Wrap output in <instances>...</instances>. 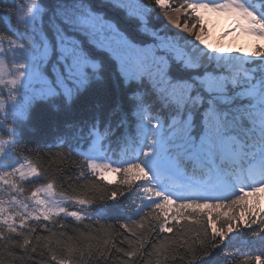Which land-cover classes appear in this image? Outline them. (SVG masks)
<instances>
[{"label":"snow or ice","instance_id":"obj_1","mask_svg":"<svg viewBox=\"0 0 264 264\" xmlns=\"http://www.w3.org/2000/svg\"><path fill=\"white\" fill-rule=\"evenodd\" d=\"M5 8L0 181L15 188L8 178L17 173L40 178L17 151L23 144L28 155L60 161L43 178L72 192L37 199L36 213L15 195L12 211L0 199V264H44L38 248L56 237V223L41 225L51 233L44 236L28 221L59 213L77 221L83 213L95 236L76 238L95 243L69 244L66 257L45 244L55 264H73L77 253L75 264H91L111 252L129 258L118 264L144 254L154 258L146 264H200L217 250L220 264H264V249L241 260L227 246L241 225H258L251 236L264 243V208L248 203L264 192V48L242 56L209 44L201 16L227 13L264 40V0H11ZM161 15L168 23L158 27ZM40 108L66 118L47 132L34 124ZM28 131L40 136L35 145L25 143ZM107 172L120 177L114 185L103 183ZM52 189L49 182L37 192ZM93 217L112 222L93 228Z\"/></svg>","mask_w":264,"mask_h":264},{"label":"trees","instance_id":"obj_2","mask_svg":"<svg viewBox=\"0 0 264 264\" xmlns=\"http://www.w3.org/2000/svg\"><path fill=\"white\" fill-rule=\"evenodd\" d=\"M179 2H182V0H173V5L178 6ZM10 4H11V0H0V12L6 10L5 6L10 5ZM181 15L183 16L184 14L181 13ZM4 19H0V30L7 32ZM155 23L157 24L158 27L165 24V18L163 17V15H161L160 20L155 21ZM14 26L15 24L13 21L9 25V27H14ZM256 46H260L261 48H264V40L261 42L254 43L252 50ZM65 118L66 117H64L63 115H56V114L51 113L46 108H40V109H37V111L34 114V124L37 126V128L44 129L47 132H51L53 130L52 126L55 123ZM39 140H40V136L33 134L31 131L26 132L25 143H28L29 145H35L36 143L39 142ZM23 147L24 145L21 144L18 147L17 151L20 152L21 156H27L29 161H31L34 165H37L38 166L37 171L41 175H40V178H38L37 176H34L29 179L17 181L19 187L23 190L22 192L29 193L34 188L46 185L47 183L51 182L53 183V190H55L58 193L63 192L65 195H70L72 192V189L68 185L62 184L57 180H46L43 178L44 176H53L54 174H56L58 172V165L60 164V161L56 160L54 157H42L36 154L28 155L26 151H20ZM113 147L117 148L118 146L114 143ZM119 178L120 177L117 174H115V178L111 181L112 184L114 185L119 180ZM93 179L99 180V176L93 177ZM108 182L109 181L103 178V183L107 184ZM253 201H255L260 208H264V192L257 193L255 198L248 197V203H252ZM144 202H147V200L145 199ZM136 205L137 207L143 206L141 200L139 199L136 200ZM79 207L80 206L72 205L70 208L79 210ZM216 211H219V210H216ZM225 211L231 212L232 209H226ZM239 212H240V209L237 208L236 209L237 215H239ZM205 220H207V217H205ZM105 222L111 223L112 221L108 217H104L99 220H97L96 217H93V228L98 227L99 224H102ZM28 223L30 225H35L37 227V233L35 234L44 235V236H50L51 233L44 231L41 228V225L47 224L51 226L53 223H56V227L52 228V232H55L57 234L56 237L50 241H41L40 247L38 248V251L43 252L44 264H55L54 261H51V257L49 254V248L44 247L45 244L50 245L51 251L55 252L58 256L66 257L68 256L66 246L69 244L72 245L74 248H80V247L87 245L88 243H93V244L95 243V240L89 241L83 238L81 239L76 238L79 235V233H84L85 236H89V235L95 236V231H85L84 225L89 224V221L86 218H82L81 221H77L73 218L64 217L62 214H59L57 217H55L51 221H43V218H41V220L38 222L32 219H29ZM183 223L184 222L181 221V224ZM16 224H17V227L19 228V223H16ZM252 229H257V231H259L258 225H251V227H245L241 225L239 228L234 230L233 233L230 234L232 236V242L231 244L227 246L229 247L230 251H232V253L238 256L239 259L241 260L245 259L246 256L258 255L259 252L262 249H264V243H262L261 236H257V237L251 236ZM60 233H63V236H61ZM210 234H211V230H209V235ZM167 235L170 236L171 234L169 233ZM261 235H264V234H261ZM152 236L153 238H155L156 233H152ZM69 237H72V239L70 240ZM57 240H60L61 243L57 244L56 243ZM116 243L118 244V241H116ZM125 247H127V245H125ZM218 251L219 250H217V253H214L210 258H206L202 260L200 264H220L221 258L218 255ZM34 259H39V257H34ZM71 259L73 260V264H75L76 260H78V253L74 257H71ZM124 259H129V258L122 257L116 254L115 252H111L107 260H99V261L92 260L91 264H118L119 260H124ZM149 259H154V258H149L146 254H144L143 256L138 255L135 258L130 259L129 264H146V262ZM29 264H32V262H29ZM168 264H173V262L169 261ZM175 264H180V262L176 261Z\"/></svg>","mask_w":264,"mask_h":264},{"label":"rangeland","instance_id":"obj_3","mask_svg":"<svg viewBox=\"0 0 264 264\" xmlns=\"http://www.w3.org/2000/svg\"><path fill=\"white\" fill-rule=\"evenodd\" d=\"M173 7L175 6L173 5ZM201 16L203 17L202 22L206 28L205 35L207 36V42L209 44H212V45L220 44L226 50H232L233 52H235L236 50H239L240 54L243 56L244 54L251 52L254 43L263 41V40L258 39L255 36L249 35L247 33H242L238 28H236L235 19L227 13L201 10ZM167 23L168 21L165 18V24ZM168 27L171 28L172 31L174 32L178 31L171 24H169ZM3 115H7V114L6 113L0 114V116H3ZM7 119L10 121L11 116H8ZM0 139H8V137L3 132H0ZM21 162H24V161L22 160ZM3 171H5V169H0V173H2ZM102 175H103V178L107 181H112L115 178V174L111 172L103 173ZM31 177H34V176H30L26 179H29ZM8 179L12 183H14L16 187L13 188L11 184H5L2 181H0V199L4 200L3 206L5 209L9 211L14 210L13 204L9 203L13 195L16 196L17 200H23L26 204H28L29 210L33 211L34 213L38 212L39 210V205L36 204L37 199L62 200V198L59 195L60 193L56 192L53 189H52L51 195H49L48 193L44 191L37 192V189H43L45 185L34 188L29 193L21 192L20 191L21 188L19 187L17 183V181L21 180L19 178V173H17L15 177H9ZM33 192H37L36 197H32ZM62 203H66V201ZM71 206L72 204L68 205V211H78L73 208H70ZM59 214H62L64 216L63 213H59ZM81 216L83 218V213H81ZM70 218L75 219L74 217H70ZM16 223H19L18 219L16 220Z\"/></svg>","mask_w":264,"mask_h":264}]
</instances>
